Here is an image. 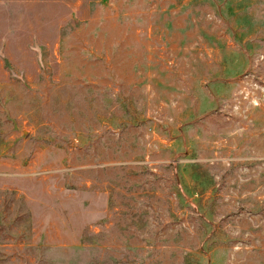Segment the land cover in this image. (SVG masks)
Returning a JSON list of instances; mask_svg holds the SVG:
<instances>
[{
	"label": "rangeland",
	"instance_id": "obj_1",
	"mask_svg": "<svg viewBox=\"0 0 264 264\" xmlns=\"http://www.w3.org/2000/svg\"><path fill=\"white\" fill-rule=\"evenodd\" d=\"M0 264H264V0H0Z\"/></svg>",
	"mask_w": 264,
	"mask_h": 264
}]
</instances>
